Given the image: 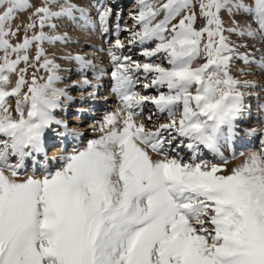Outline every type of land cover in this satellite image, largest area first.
Instances as JSON below:
<instances>
[{
	"label": "snow or ice",
	"instance_id": "1",
	"mask_svg": "<svg viewBox=\"0 0 264 264\" xmlns=\"http://www.w3.org/2000/svg\"><path fill=\"white\" fill-rule=\"evenodd\" d=\"M91 7L95 16L72 0H0V264H264V127L249 132L259 133L260 149L230 172L196 156L200 145L218 153L221 141H232L245 107L241 89L257 87L231 70L237 60L264 70V54L256 60L229 36L264 43V0H136L133 26L117 24L108 49L120 106L93 127L98 138L59 158L58 170L21 178L25 157L47 159L48 130L69 135L53 113L72 97L56 86L62 70L44 45L70 37L55 34L53 21L107 33L112 7L107 0ZM30 8L27 21L13 26ZM241 11L252 23L235 20ZM121 31L130 33L127 45ZM132 45L141 46L145 62L123 55ZM160 54L167 66L152 59ZM68 59L82 75L95 67L85 55ZM141 72L143 88L157 95L135 90ZM147 103L156 110L148 124L137 120ZM165 116L167 122H154ZM178 137L175 147L193 153L188 161L166 154ZM10 156L18 162L10 164Z\"/></svg>",
	"mask_w": 264,
	"mask_h": 264
},
{
	"label": "rangeland",
	"instance_id": "2",
	"mask_svg": "<svg viewBox=\"0 0 264 264\" xmlns=\"http://www.w3.org/2000/svg\"><path fill=\"white\" fill-rule=\"evenodd\" d=\"M29 2L33 5L39 6L40 0H29ZM72 2L78 7L85 8L92 16H95V9L91 7L95 0H72ZM244 2L248 3L249 0H244ZM107 3L110 7H112L113 12L115 13V15H113L111 18L107 33L94 30L91 32H82L79 28L71 25L66 18L53 21V23L57 24L55 34H67L70 37L68 42L60 41L54 44L46 43L44 45L47 55L50 58H53L55 62L60 65L62 70L60 73L62 80L58 82L56 86L66 89L68 94L72 97L71 101L62 103L61 107L53 113L57 120L63 121L68 125L67 131L70 135L67 137H56L52 129L48 130L45 136L47 159L45 158L44 153L25 157L23 161V168L20 169L22 179L27 175H32L34 172L38 175H42L45 168L51 171L58 170L62 166V161L59 158L62 155L71 154L74 150H83L91 140L98 138L100 133L98 130L94 131L93 127H98V123L103 120L106 112H113L120 106L118 98L112 93L111 90L113 85L111 78L113 65L110 57L108 56V49L111 42L115 38L117 24H119L121 29H123L125 26L128 28L133 26L131 15L135 11L136 0H107ZM32 10L33 9L30 8L23 13H19L18 18L14 22L13 26H15V24L25 23ZM222 18L228 20L229 16L227 13H225ZM235 20L240 24H244L246 22L252 23L249 14L242 11L235 14ZM202 25L203 21L200 20L197 24V27L199 28ZM253 26L255 27L254 24ZM37 31H39V29H37ZM45 32H49V29L46 28ZM29 35H31V33H29ZM129 35L130 33L127 31L120 32V38L125 42L126 45L128 43ZM22 37L23 30H21L20 37L14 39L13 43L19 42ZM229 39L238 44L246 45V48H241V52L246 51L253 53L256 60H259L261 54H264V43H261L258 40L247 37L240 38L234 34L230 35ZM145 47H155V44L153 43L151 45H145ZM141 51L142 48L139 45L127 46L123 50V55L130 56L136 61L145 62V58L141 55ZM34 54L35 47L32 50V55ZM69 54L72 56L77 54L85 55L92 60L95 67L87 69L82 75L80 73L79 66L68 59ZM152 59L156 63L162 62L164 66H167V62L163 54L153 57ZM202 62V59L197 61V63ZM21 67H23V65H21ZM231 71L232 75L241 81H252L257 85L255 88L241 89V91L244 92V111L247 110L246 105H250V111L253 113H251V118H247V124L244 121L243 123L242 120L236 121L241 123V125L247 129L243 130L236 128V130L241 132L243 131L242 133L246 134L252 129L264 127V112H262L260 108L261 105H264V90H262V88H264V70L255 65L249 66L243 61L237 60L233 62ZM29 72H31V69ZM38 75L46 76V73L41 71L38 73ZM138 75L140 83L137 85L135 90L141 92L142 94L157 95V89L150 88L146 91L143 88L144 74L141 72ZM96 76H99L100 78H94ZM85 77L91 81V86L87 88L71 86L74 82H79ZM15 80L16 77L13 76V84L15 83ZM161 91L166 92L167 89H161ZM90 93H95V99L88 98ZM10 99L12 100L11 106L13 108V115H15V98ZM80 108H82L83 111ZM84 110H86V112ZM155 111V106L151 103H147L143 107L141 116L137 117V120L144 118L145 123L148 124V121L146 120L147 116L155 113ZM248 115L249 113L246 112V116ZM154 122L157 124L160 122H167V118L166 116L163 118L154 117ZM53 128L59 132L65 131L63 127H58L55 125ZM225 134H227V129H225ZM181 139L183 138L178 137L171 149L167 148L166 146V154L172 157L179 155L183 157L185 161H188L192 157L193 153L187 147H175V144ZM259 140L260 135L257 133L254 139H251L250 142L243 144L245 147L238 144L232 146L231 143L221 141L218 153L212 151L206 152V147L200 145L196 151V156L200 161L221 164V166L226 167L230 172L231 169H233L232 164L242 158V156H239V154H236V156L234 155V149H241L243 152L245 151L244 153L247 152L248 155L252 151H258L260 149ZM53 141H55L54 146ZM186 143L187 141H185V144ZM203 148H205V151ZM202 149L203 155H200ZM52 154L53 157L51 156ZM151 155H154L159 159L162 158L161 155H158L157 153H151ZM54 157L56 159H53ZM222 159L228 161L227 165L222 164ZM18 160V157H9L10 164H16ZM243 162L244 160L241 161L240 164Z\"/></svg>",
	"mask_w": 264,
	"mask_h": 264
},
{
	"label": "bare ground",
	"instance_id": "3",
	"mask_svg": "<svg viewBox=\"0 0 264 264\" xmlns=\"http://www.w3.org/2000/svg\"><path fill=\"white\" fill-rule=\"evenodd\" d=\"M86 108V107H85ZM246 108H247V110H243L242 111V114L240 115V118L238 119V120H242V122L244 121V122H246V120H247V118L249 119V118H251V113H253L252 111H250V109H251V106L250 105H246ZM254 108V107H253ZM81 110H82V108H80ZM255 109V108H254ZM83 111V110H82ZM85 112H86V110H84ZM84 112V113H85ZM89 112V111H88ZM246 112H248L249 113V115L248 116H246ZM239 121V122H240ZM243 122V123H244ZM235 124H236V128H238V129H243V130H246L247 128L245 127L244 128V126H242L241 125V123H238V122H235ZM238 124H240V125H238ZM246 124H247V122H246ZM258 125V124H257ZM241 127V128H240ZM236 128H235V135H234V137H233V139H232V141L230 142L231 143V145L232 146H235V145H242L243 146V144H246V142H250L251 141V139H254V137L256 136V135H249V132L250 131H248L246 134L245 133H242L241 131H237L236 130ZM70 135V134H69ZM250 137H251V139H250ZM243 147H245V145L243 146ZM235 148V147H234ZM204 149V151H205V148H203ZM203 149L201 150V153H200V155L202 154L203 155ZM58 150V149H57ZM208 151V149L206 148V152ZM245 152V151H244ZM241 149H237V150H235L234 149V155L236 156V154H239V156H242V158H240V160L239 161H236V162H234L233 164H232V167L234 168V167H237V165H239L240 164V162L241 161H243V160H245V158L249 155H247V152L246 153H244ZM151 154V153H150ZM52 157H53V154L51 155ZM152 158L154 159V160H157V159H159V158H157L156 156H154V155H152ZM56 159V158H55ZM34 160V159H33ZM45 163V162H44ZM43 165V164H42ZM46 166V165H45ZM43 168V167H42ZM43 170V169H42Z\"/></svg>",
	"mask_w": 264,
	"mask_h": 264
}]
</instances>
